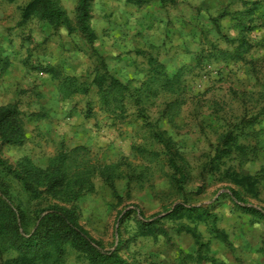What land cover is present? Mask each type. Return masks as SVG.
Listing matches in <instances>:
<instances>
[{
  "label": "rangeland",
  "instance_id": "rangeland-1",
  "mask_svg": "<svg viewBox=\"0 0 264 264\" xmlns=\"http://www.w3.org/2000/svg\"><path fill=\"white\" fill-rule=\"evenodd\" d=\"M28 1L0 0V41L12 45L10 60L18 58L20 44L26 46L22 78L9 89L10 99L3 91L6 102L0 104L17 106L24 140L2 145L1 157L15 166L28 156L45 167L61 147L81 145L93 162L113 164L114 189L96 174L90 190L70 205L92 237L107 249L119 244V254L132 264H264V217L243 211L228 195L232 188L245 204L264 209V0H90L92 42L75 25L76 0H57L75 28L71 33L35 16L24 18ZM241 38L249 43L243 58L209 56L213 47L231 50ZM45 57L88 92L63 97L49 73L31 68ZM152 64L169 75L186 66L177 113L166 107L171 95L162 92L143 97L142 111L128 104L122 121L99 111L90 82L96 67L104 65L133 91ZM75 123L87 125L85 133L71 130ZM237 133L246 159L229 143ZM243 176L248 179L236 182ZM10 182L26 208L45 206L43 199L26 202L17 181ZM176 203L207 206L214 216L183 219L195 235L178 231V219L167 215ZM141 215L149 221L161 217L164 233L134 235ZM57 264L88 261L65 245Z\"/></svg>",
  "mask_w": 264,
  "mask_h": 264
},
{
  "label": "trees",
  "instance_id": "trees-1",
  "mask_svg": "<svg viewBox=\"0 0 264 264\" xmlns=\"http://www.w3.org/2000/svg\"><path fill=\"white\" fill-rule=\"evenodd\" d=\"M89 2L90 0L75 1V25L92 42L96 34L90 26ZM244 3L248 4V1L244 0ZM252 8L254 7L246 9L248 15ZM28 16H35L54 29L63 28L67 33L75 29L57 0H29L23 7V17ZM248 48L247 40L241 38L237 39V44L231 50L213 47L215 53L209 56L216 57L217 54L221 59L238 60L243 58ZM203 57L204 54H200L196 62L199 63ZM7 63V60H0L1 68ZM186 69L182 65L169 75L161 64H152L142 86L131 91L128 83L122 82L103 65L94 69L90 82L96 87L99 111L113 122L122 121L126 117L128 104H133L135 111H142L143 97L157 96L160 92L171 95L166 107L177 113L184 103V97L181 96L184 86L181 83ZM43 71L51 73L57 79L59 92L63 97L78 91L88 92V86L79 83L75 77L63 75L53 68H43ZM261 92L264 96V79ZM262 107L264 108V101ZM141 115L146 117L143 113ZM246 127L247 125L239 127L241 135ZM155 135L160 138V134ZM238 136V133L233 135L229 143L238 147L240 154L246 159L249 152L245 145L238 143ZM23 140L24 129L17 106L14 103L0 106V149L2 145H18ZM113 167V164L93 162L89 156V148L81 145L70 149L61 147L45 167L37 166L28 156L21 157L15 166H11L0 154V264H57L64 257L65 245L82 253L88 264H132L119 254V244L113 249H107L92 237L79 222L77 213L70 205L83 191L90 190L91 178L96 174L102 176L108 186L114 189ZM11 179L17 181L19 189L27 197L26 202L43 199L46 200L45 206L37 210L26 208L22 199L13 193ZM243 179H248V176L236 179V182ZM228 195L243 211L262 214L264 217V209L245 204L236 190L230 188ZM209 210L207 206L176 203L167 215L178 219V231L195 235L183 219L189 222L206 220L214 216ZM160 218L149 221V218L141 215L134 235L164 233L157 223ZM215 236L222 241L226 240L223 232H218Z\"/></svg>",
  "mask_w": 264,
  "mask_h": 264
},
{
  "label": "crops",
  "instance_id": "crops-1",
  "mask_svg": "<svg viewBox=\"0 0 264 264\" xmlns=\"http://www.w3.org/2000/svg\"><path fill=\"white\" fill-rule=\"evenodd\" d=\"M13 36H16V34L13 35ZM13 36L10 37V39H12ZM38 38H40V37L37 36L36 39H38ZM0 39H2V37H0ZM14 39H16V37H14ZM13 42L14 41H12V43ZM19 43H20V41H19ZM2 44H4V42L3 41H0V46L5 51L1 52V54H0V60H2V58H6V60H7L8 63L3 68H1V66H0V98H1L0 104L4 103V101H5L4 98L1 96V94L3 93L4 90L5 91L7 90V92H8L7 95L9 97V99H10V97H12V91L10 92L9 89L10 88H14L13 84L15 83V81H17L18 79H21L22 78L21 72L25 71V66H26V61L22 57V56H24V57L26 56V54H25L26 53V50H25L26 49V46L23 45V47H21V44H20V47H17V48H19V53L17 55L18 58L14 62H12L10 60L12 58L13 53H14V49H13L12 45H9L8 48L7 47L5 48L4 46H2ZM6 44H9V43H6ZM2 48H0V50ZM22 49H24V50H22ZM57 50H58V48H57ZM52 61L53 60L50 57H45V61L44 62L43 61L41 62L42 64H45V65H42L41 63H39L38 65H34L35 67L31 66V68L39 69L40 71H43V68H47V69L48 68H53V69H56L57 67L54 65V63H52ZM56 70H58V69H56ZM43 72L44 73H49V72H45V71H43ZM49 75H50V78L52 80L54 79V84H55V86L57 85V89H58V83L56 81L57 79L53 78V76H52L51 73H49ZM58 91H59V89H58ZM38 115H40V114H38ZM38 117H40V116H38ZM86 126L87 125L78 124V123L76 124L75 123V125L73 127L71 126V130H75L76 131V134L78 135L79 133H82L83 131H85V129H86L85 127ZM43 131H46V130L43 129ZM83 133H85V132H83Z\"/></svg>",
  "mask_w": 264,
  "mask_h": 264
}]
</instances>
